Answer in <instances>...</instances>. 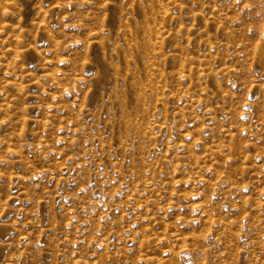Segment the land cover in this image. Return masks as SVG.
Listing matches in <instances>:
<instances>
[{
	"label": "rangeland",
	"instance_id": "1",
	"mask_svg": "<svg viewBox=\"0 0 264 264\" xmlns=\"http://www.w3.org/2000/svg\"><path fill=\"white\" fill-rule=\"evenodd\" d=\"M0 264H264V0H0Z\"/></svg>",
	"mask_w": 264,
	"mask_h": 264
},
{
	"label": "bare ground",
	"instance_id": "2",
	"mask_svg": "<svg viewBox=\"0 0 264 264\" xmlns=\"http://www.w3.org/2000/svg\"><path fill=\"white\" fill-rule=\"evenodd\" d=\"M146 25H149V24H146ZM148 27V26H147ZM147 30H149V29H147ZM126 56V55H125ZM128 59V58H127ZM138 60H139V58H137ZM131 61V60H130ZM129 61V62H130ZM130 63H132V62H130ZM139 64V63H138ZM141 65V64H140ZM143 86V85H142ZM141 90H142V87H141Z\"/></svg>",
	"mask_w": 264,
	"mask_h": 264
}]
</instances>
